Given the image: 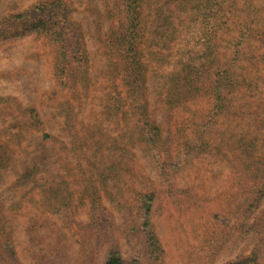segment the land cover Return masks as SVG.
Listing matches in <instances>:
<instances>
[{
    "label": "rangeland",
    "instance_id": "374dc122",
    "mask_svg": "<svg viewBox=\"0 0 264 264\" xmlns=\"http://www.w3.org/2000/svg\"><path fill=\"white\" fill-rule=\"evenodd\" d=\"M65 1L81 28L88 58L86 105L73 113L70 124L64 123L66 106H61L70 95L58 77L57 45L39 34L0 40V240L12 241L20 264H103L105 228L111 226L125 264H147L136 204L139 194L151 193L150 220L167 264H221L244 254L246 246L233 243L246 222L221 221L231 239L214 255L203 254L200 226L231 190L217 148L228 149L239 140L255 144L257 162L264 165V46L252 39L245 44L246 57L236 70L246 78L244 98L227 102L239 110L230 109L206 128L195 129V121L164 106L167 74L185 31L152 28L145 36L149 113L162 143L182 161L170 184L173 201L155 175L133 116L128 112L118 122L101 114V99L114 95L101 48L103 0ZM253 1L258 13L253 27L259 31L264 28V0ZM39 2L0 0V22ZM235 2L246 14L245 0ZM230 41L229 35L222 39V61L229 57ZM29 108L36 110L41 130L29 125ZM43 134L50 138L43 140ZM260 250L264 264V237Z\"/></svg>",
    "mask_w": 264,
    "mask_h": 264
},
{
    "label": "trees",
    "instance_id": "16d2710c",
    "mask_svg": "<svg viewBox=\"0 0 264 264\" xmlns=\"http://www.w3.org/2000/svg\"><path fill=\"white\" fill-rule=\"evenodd\" d=\"M245 2L244 8L252 13L247 11L245 14L243 5L239 7L235 0L102 2L105 8L102 16L105 32L101 48L114 95L101 99V114L116 121L118 119V122L128 112L133 116L150 153L155 175L167 185L165 193L173 201H176L173 198L176 194H173V187L170 190V184L175 180L182 161L171 147L162 143L160 129L149 113L143 40L152 28L177 34L185 31V40L178 43L167 74L170 79L166 84L164 106L168 112L185 114L190 121H195V129L206 128L230 109L239 110V105L230 108L227 102L234 98L240 102L244 98L246 78L237 76L236 70L246 57V42L252 39L264 46V28L257 31L253 27L254 17L258 14H254L257 6L253 0ZM240 15H245L244 20ZM35 34L51 38L58 47V77L70 95L62 100L61 106H66L64 123L70 124L73 113L86 105L85 96L88 94V89H85L88 88L87 80L83 79L88 71L86 46L81 28L72 20L70 5L65 0H41L0 22V40ZM228 35L231 39L227 49L229 57L222 61L219 49L223 37ZM26 112L29 125L41 130L43 124L36 110L29 108ZM48 138V134H43V140ZM245 143L239 140L228 149L217 148L229 172L231 190L218 205L216 213H206L207 219L200 226L206 243L203 254L214 255L225 248L231 239L221 221L230 217L238 222H246L233 243L236 247L242 242L246 252L221 264H262L260 243L264 237V165L257 162L256 145ZM153 204L154 194L137 196L136 218L144 253L147 264H167L165 251L150 220ZM112 232L111 226L105 228L108 239L103 264H125ZM0 264H20L9 239L0 240ZM131 264L140 263L133 260Z\"/></svg>",
    "mask_w": 264,
    "mask_h": 264
}]
</instances>
